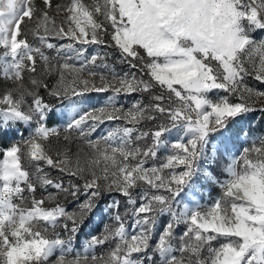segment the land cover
<instances>
[{
  "label": "snow or ice",
  "instance_id": "snow-or-ice-1",
  "mask_svg": "<svg viewBox=\"0 0 264 264\" xmlns=\"http://www.w3.org/2000/svg\"><path fill=\"white\" fill-rule=\"evenodd\" d=\"M257 112L264 0H0V264H264Z\"/></svg>",
  "mask_w": 264,
  "mask_h": 264
},
{
  "label": "rangeland",
  "instance_id": "rangeland-1",
  "mask_svg": "<svg viewBox=\"0 0 264 264\" xmlns=\"http://www.w3.org/2000/svg\"><path fill=\"white\" fill-rule=\"evenodd\" d=\"M253 115L255 118L251 119L250 126L253 129L261 127V125L264 124V119L261 118V115L259 112L254 113ZM248 126L249 125H247V124L245 125V127H248ZM213 195H215V191H213ZM71 207H74V204H70L69 208H71ZM102 207H103V205H102ZM100 216H101L100 213H96V214H93V216L89 220H86L85 226L82 229V233H81L82 237L86 233L92 232L95 234V233H98L102 229L103 224L101 222ZM99 225H101V227H99Z\"/></svg>",
  "mask_w": 264,
  "mask_h": 264
},
{
  "label": "trees",
  "instance_id": "trees-1",
  "mask_svg": "<svg viewBox=\"0 0 264 264\" xmlns=\"http://www.w3.org/2000/svg\"><path fill=\"white\" fill-rule=\"evenodd\" d=\"M99 227H101V225H99Z\"/></svg>",
  "mask_w": 264,
  "mask_h": 264
}]
</instances>
